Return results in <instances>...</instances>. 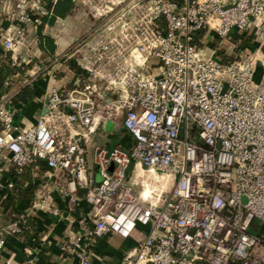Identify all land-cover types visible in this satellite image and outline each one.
I'll return each instance as SVG.
<instances>
[{
	"label": "built area",
	"instance_id": "1",
	"mask_svg": "<svg viewBox=\"0 0 264 264\" xmlns=\"http://www.w3.org/2000/svg\"><path fill=\"white\" fill-rule=\"evenodd\" d=\"M72 1L92 15L77 37L83 73L97 75V51L109 57L122 73L119 94L102 106L89 84H49L47 111L30 125L0 96V188L9 174L16 192L30 169L33 212L60 215L54 193L71 209L87 201L69 220L78 228L61 245L65 264L101 261L98 242L109 234L136 241L119 264H264V82L255 81L264 0ZM58 3L0 0L4 48L16 52L53 18L61 23ZM112 14L98 32L97 19ZM108 121H120L129 147L91 144ZM147 173L170 188L146 189ZM29 216L0 227V250ZM27 253L26 264H39Z\"/></svg>",
	"mask_w": 264,
	"mask_h": 264
},
{
	"label": "rangeland",
	"instance_id": "2",
	"mask_svg": "<svg viewBox=\"0 0 264 264\" xmlns=\"http://www.w3.org/2000/svg\"><path fill=\"white\" fill-rule=\"evenodd\" d=\"M73 7L65 17H61L65 18L66 22H62L59 25L54 22L53 26L50 25L43 30V34L52 37L54 43L60 38H63L61 40H67L69 42L68 44H70V46L64 53L58 55L56 52L51 53L45 51L41 48L40 41L37 45L34 44L12 53L10 59L7 57L8 52L0 53L1 62L7 64L9 67L7 70L9 89L4 94L8 99L15 98L14 95L17 93V90H21L24 86H32L34 82L36 84L38 81L44 83L48 82L47 84H49L51 79H58L60 81L61 79H64V85L70 89L76 87L74 84L75 80L81 84V86L78 87L79 90L83 89L88 84L91 85V87L86 90V93L93 97L97 96L98 101L101 102L102 106L112 102L114 94H119L118 91H120L119 87L121 86L122 73L116 68V64L110 62L109 57L100 58L99 52L97 51V75L92 72H82L81 64L84 61V57L83 51L81 50L80 53L79 49L83 45V40L78 39L77 37L88 27L87 20L88 17H91L92 15L84 10H74ZM117 16V14H112L107 17V19H110L107 21L97 19L98 32L101 33L102 30L104 31L106 26L111 24V20H114ZM72 20H78L77 24H71ZM70 29L74 32L71 33ZM27 37L29 38V35ZM73 76L74 81L71 84V77ZM255 81L257 83L264 82V71H262L259 77L255 76ZM94 85H96V87ZM100 109H102L103 112L108 110L106 107H101ZM118 118V120H121L120 115ZM116 127L117 129L114 128L113 124L112 131H115L112 133V138L114 143L119 141L121 137L120 128H118L119 125ZM132 169H134L133 165ZM138 172L139 169L132 172L134 179ZM6 176H9V174H6L5 177ZM99 179L100 176L97 172V181H99ZM170 186L171 184H167V189H169ZM19 201L20 200L12 199L11 201L7 200L2 202L0 205V207H2L0 209V227L6 225L12 219L21 216L22 213L19 212V209H16L18 205H12L13 202L19 204ZM6 208L7 211L9 209L7 213L5 211ZM15 210L17 213H14ZM106 240L107 244H104L105 247L108 248V252L113 253V258L110 257L111 264H119V261H117L120 258L119 255L126 254L132 250L136 244L134 239H131L130 242H125L114 234L108 236ZM107 255L105 256V254L100 252L101 263H108L105 261Z\"/></svg>",
	"mask_w": 264,
	"mask_h": 264
},
{
	"label": "crops",
	"instance_id": "3",
	"mask_svg": "<svg viewBox=\"0 0 264 264\" xmlns=\"http://www.w3.org/2000/svg\"><path fill=\"white\" fill-rule=\"evenodd\" d=\"M0 11H1V7H0ZM61 19H62L61 23L66 22L65 18H61ZM77 21L78 20H72L71 24L76 25ZM6 24H7V21L5 19V16L1 15V12H0V32H1V29ZM55 24L59 25L60 23H55ZM51 26H53V23L51 24ZM70 31L71 33L74 32L72 29H70ZM61 39L63 38H60L55 42L56 49L54 52H56V54L58 55L66 51L68 43H69L65 38L64 39L66 41L61 40ZM40 40L41 38L39 37V35L30 34L29 38L27 39V45L21 49H18L17 51H20L34 44L37 45ZM7 52H10V51H7L4 48L3 43L0 39V53H7ZM12 53H15V52H12ZM73 81H74V76L71 77L70 83L72 84ZM64 82H65L64 79H61V81L58 79L56 80L51 79L49 84L55 83L61 87H66V85H64L65 84ZM47 83L38 81L35 84L34 82L32 85L34 86V89H35L34 95L32 99L26 104L17 101L15 98L13 99L10 98V101H12L11 106L17 110L16 119L19 124L30 125L36 121L37 117L41 113H46L47 106H46L45 99H46V91L49 85ZM76 83H77V80L74 81L75 85ZM118 125H119L118 128H120V136H121L119 141H116L115 143L113 142L112 133H114L113 131L115 130L112 131L113 127L110 130H107L106 129L107 125H106L105 131L99 128L92 135L91 144L100 143L109 148L113 146H117V145L129 147L132 142V139L127 134V132L123 129L120 122ZM114 128L117 129L116 126H114ZM2 182L4 186L0 188V205L2 204V202L7 201V200L9 201H11L12 199L19 200L17 199L18 195L16 194V192L6 187L7 176L6 177L4 176ZM54 197L61 211V214L58 216H50L46 213L39 212V211L33 212L31 209H29L31 199H21L19 201V204H17L16 202L12 203L13 206L18 205L16 209H19V212L22 213L21 215H28V214L31 215L29 217L35 220L34 222L35 228H32V227L30 228L27 224H25L24 231L29 228L32 229L30 230L32 232L29 238H26V236L24 235V231L18 236L9 238L7 246L3 248L2 250H0V264H6V261L8 259H11L12 261H14V264H26L27 258H28V253H27L28 251L32 252V254L37 258V261L39 264H65L66 261L64 258V254L61 250V245L63 241L65 240L67 234L70 231L72 232L78 228V226H76L74 222L70 223L69 220L70 219L73 220L74 217H78L82 213H85L86 211H88L89 207H88L87 201L84 198H81L80 203L74 209H71V207L65 200L59 198L57 193H54ZM81 197H82V194H81ZM1 208L2 207H0V209ZM5 211L7 213L9 209L7 211V208H6ZM14 213H17V211L15 210ZM110 235L111 234L105 236L98 242V251L105 254V256L107 254L109 255V257L107 255L105 259V261H107L108 263L106 262L101 263V261H98L97 259H95L93 261V264H111V258H113V253L108 252L109 251L108 248H106L104 245V244H107L106 239ZM33 237H36L37 240L33 241L32 239ZM123 240L125 242L131 241V239H123ZM96 250H97V246H96ZM119 257L121 258L122 254H120ZM72 262L75 263L76 260L72 259Z\"/></svg>",
	"mask_w": 264,
	"mask_h": 264
},
{
	"label": "trees",
	"instance_id": "4",
	"mask_svg": "<svg viewBox=\"0 0 264 264\" xmlns=\"http://www.w3.org/2000/svg\"><path fill=\"white\" fill-rule=\"evenodd\" d=\"M73 7V1L72 0H59V3L56 5L55 8V15L59 17H65L72 9ZM55 16V17H56ZM52 23L54 22V18L51 21ZM42 28L39 31V37L41 38L40 40V45L41 48L45 51H49L51 53H54L55 51V43L53 39L50 36H46L42 32ZM12 55V52L7 53V57L10 59ZM0 58V96H3L5 92L9 89V84H8V65L3 64L1 62ZM35 89L34 86L27 85L24 86L20 91L17 92L15 95V99L21 103H28L33 95H34ZM28 181L29 185L24 186V182ZM17 184V190L16 194L18 195L17 199H32L34 196V192L38 187L37 183H34L32 181V175H31V170L27 169L23 174L17 176L16 180ZM35 220L32 219L31 217H27L25 219V224H27L30 228H35ZM24 224V226H25ZM26 229L24 231V235L26 238H29L31 236L30 230L32 229Z\"/></svg>",
	"mask_w": 264,
	"mask_h": 264
},
{
	"label": "bare ground",
	"instance_id": "5",
	"mask_svg": "<svg viewBox=\"0 0 264 264\" xmlns=\"http://www.w3.org/2000/svg\"><path fill=\"white\" fill-rule=\"evenodd\" d=\"M143 171H145L143 169ZM144 182L148 184L146 189H151L153 187L160 188V187H167V183L161 180V176L157 173H147L144 178Z\"/></svg>",
	"mask_w": 264,
	"mask_h": 264
},
{
	"label": "water",
	"instance_id": "6",
	"mask_svg": "<svg viewBox=\"0 0 264 264\" xmlns=\"http://www.w3.org/2000/svg\"><path fill=\"white\" fill-rule=\"evenodd\" d=\"M262 71H263V68H262V66H261V64L260 63H258V65H257V71H256V74H255V76H257V77H259L260 76V74L262 73ZM113 127V122H108L107 123V130H110L111 128Z\"/></svg>",
	"mask_w": 264,
	"mask_h": 264
}]
</instances>
